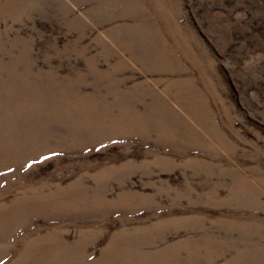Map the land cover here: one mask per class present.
I'll list each match as a JSON object with an SVG mask.
<instances>
[{
  "label": "rangeland",
  "instance_id": "1",
  "mask_svg": "<svg viewBox=\"0 0 264 264\" xmlns=\"http://www.w3.org/2000/svg\"><path fill=\"white\" fill-rule=\"evenodd\" d=\"M0 264H264V0H0Z\"/></svg>",
  "mask_w": 264,
  "mask_h": 264
}]
</instances>
